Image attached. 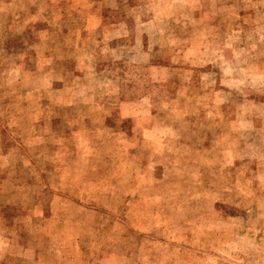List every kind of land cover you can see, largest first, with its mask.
Instances as JSON below:
<instances>
[{"label": "rangeland", "instance_id": "1", "mask_svg": "<svg viewBox=\"0 0 264 264\" xmlns=\"http://www.w3.org/2000/svg\"><path fill=\"white\" fill-rule=\"evenodd\" d=\"M0 264H264V0H0Z\"/></svg>", "mask_w": 264, "mask_h": 264}]
</instances>
